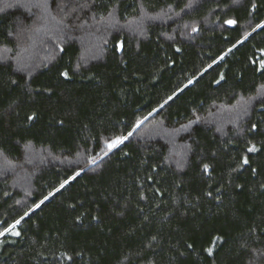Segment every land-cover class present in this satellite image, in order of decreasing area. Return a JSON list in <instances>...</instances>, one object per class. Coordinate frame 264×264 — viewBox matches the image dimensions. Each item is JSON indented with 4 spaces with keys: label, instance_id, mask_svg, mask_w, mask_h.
<instances>
[{
    "label": "trees",
    "instance_id": "obj_1",
    "mask_svg": "<svg viewBox=\"0 0 264 264\" xmlns=\"http://www.w3.org/2000/svg\"><path fill=\"white\" fill-rule=\"evenodd\" d=\"M0 264H264V0H0Z\"/></svg>",
    "mask_w": 264,
    "mask_h": 264
},
{
    "label": "snow or ice",
    "instance_id": "obj_2",
    "mask_svg": "<svg viewBox=\"0 0 264 264\" xmlns=\"http://www.w3.org/2000/svg\"><path fill=\"white\" fill-rule=\"evenodd\" d=\"M226 23H228V24H233V23H235V22L232 21V20H229V21H226ZM61 75H66V74H65V73H62ZM30 119H31V117H30ZM120 142H122V141H121V140H114V141H112V143L109 144V148L114 147L117 143H120ZM251 150H252V149H250V151H251ZM246 162H247V161H245V163H246ZM61 187H63V185H61ZM45 199H47V197H45ZM41 203H43V201H42ZM37 207H39V205H38ZM25 215H27V213H26ZM16 223H19V221H17ZM14 234L19 235V233H14Z\"/></svg>",
    "mask_w": 264,
    "mask_h": 264
}]
</instances>
